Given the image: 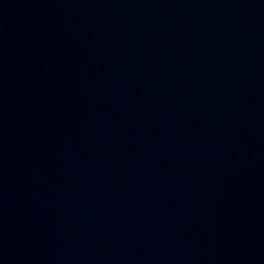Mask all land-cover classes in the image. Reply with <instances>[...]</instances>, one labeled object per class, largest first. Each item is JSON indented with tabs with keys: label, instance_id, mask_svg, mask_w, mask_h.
<instances>
[{
	"label": "water",
	"instance_id": "obj_1",
	"mask_svg": "<svg viewBox=\"0 0 264 264\" xmlns=\"http://www.w3.org/2000/svg\"><path fill=\"white\" fill-rule=\"evenodd\" d=\"M0 264H264V0H0Z\"/></svg>",
	"mask_w": 264,
	"mask_h": 264
}]
</instances>
